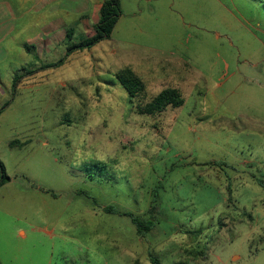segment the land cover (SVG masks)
Instances as JSON below:
<instances>
[{
    "label": "rangeland",
    "instance_id": "374dc122",
    "mask_svg": "<svg viewBox=\"0 0 264 264\" xmlns=\"http://www.w3.org/2000/svg\"><path fill=\"white\" fill-rule=\"evenodd\" d=\"M124 7L111 39L17 72L0 264H264V0ZM129 64L151 99L185 77L184 105L139 114L115 77ZM106 207L155 227L141 237Z\"/></svg>",
    "mask_w": 264,
    "mask_h": 264
},
{
    "label": "crops",
    "instance_id": "0c3cea01",
    "mask_svg": "<svg viewBox=\"0 0 264 264\" xmlns=\"http://www.w3.org/2000/svg\"><path fill=\"white\" fill-rule=\"evenodd\" d=\"M125 1L127 0H120L122 9L125 8ZM103 2L104 0H0V117L8 105H11L18 85L28 81L26 77L18 82L13 90L17 72H33L34 69L27 70L29 64L36 66L37 73L45 68L53 69L51 65L55 64L56 60H50V57L56 56L60 59V56L67 53L69 44H78L94 34L93 26L99 21ZM68 34H72L71 41L68 40ZM113 54L116 55L117 52L113 51ZM128 67L131 68V64ZM162 70L170 73L165 67ZM137 74L141 78L146 75ZM155 74L151 71V76ZM176 76L170 73L165 78L171 83ZM177 77L184 86L173 87L181 88L182 91L187 80L185 77ZM152 80L158 82L157 78L151 77ZM65 85L63 82L60 84L61 87ZM151 86L156 87L153 83ZM12 182L11 179L0 191ZM4 206L2 204V209ZM18 235L26 238L27 234L26 231L19 230Z\"/></svg>",
    "mask_w": 264,
    "mask_h": 264
},
{
    "label": "trees",
    "instance_id": "16d2710c",
    "mask_svg": "<svg viewBox=\"0 0 264 264\" xmlns=\"http://www.w3.org/2000/svg\"><path fill=\"white\" fill-rule=\"evenodd\" d=\"M122 15L123 12L120 0H104L99 13V21L93 26L94 34L78 44H69L65 58L51 65V67L56 68L62 66L74 51L89 50L102 41L109 40ZM71 39L72 34H68V40L71 41ZM115 77L129 94L131 99L130 101L135 104V108L139 114L154 116L166 111L169 107L179 108L185 103V99L183 98L181 91L176 88L163 89L158 95L151 99L147 91V84L143 78H141L136 72H134L133 69L129 67L117 72ZM19 79L20 77L17 76L14 82L13 90L16 88ZM22 146L23 145L18 141H12L10 143L11 148H21ZM10 181L11 178L7 175L6 168L0 160V188ZM259 182L260 185L264 187V181ZM105 211L110 214L117 212L122 216L129 217L141 237H145L155 227L152 220L153 218L151 217L147 218L144 216H136L130 212H120L112 207H106ZM151 264H160V262L158 259L152 257Z\"/></svg>",
    "mask_w": 264,
    "mask_h": 264
}]
</instances>
